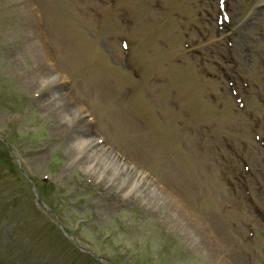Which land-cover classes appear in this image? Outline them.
<instances>
[{"label":"rangeland","instance_id":"rangeland-1","mask_svg":"<svg viewBox=\"0 0 264 264\" xmlns=\"http://www.w3.org/2000/svg\"><path fill=\"white\" fill-rule=\"evenodd\" d=\"M33 1L36 16L32 0H0V134L16 150L4 146L12 159L0 152V262L97 264L71 253L51 217L37 230L34 194L46 191L60 221L115 264H264V0H231L224 30L217 0ZM67 81L73 86L59 95L71 104L55 119L47 108ZM70 108L96 127L70 130ZM80 126L90 130V148L108 139L126 158L124 184L75 158ZM17 156L34 181L49 176L53 190L24 184ZM141 185L163 204L151 205ZM13 194L19 203L6 207Z\"/></svg>","mask_w":264,"mask_h":264},{"label":"bare ground","instance_id":"bare-ground-1","mask_svg":"<svg viewBox=\"0 0 264 264\" xmlns=\"http://www.w3.org/2000/svg\"><path fill=\"white\" fill-rule=\"evenodd\" d=\"M45 69L46 68H36V70H38L40 75H43V74L45 75L46 74V70ZM72 86H73V83H72V85L70 87H72ZM61 88L62 87L56 88V90L54 92L55 93L58 92V94H57V96H55V95L53 96L54 99H53V101L50 103V105L47 108L49 113L53 114L55 119L57 118L56 116H58V113L60 112L59 111L60 108L62 109V112H63L64 110H66V108L69 106V104H71L70 101H69V104H68V102H64V101L60 100L61 96L59 95V93H60ZM43 99H44V97H43ZM55 101L57 102L56 107L54 105ZM111 101H114V99L112 98ZM136 103L138 104V102H136ZM112 108L117 109L114 104H113ZM72 109H74V108L68 109L67 110L68 112L66 111L67 113L65 112V123L64 124H66V121H68L69 119H71L74 122V124H82V122L81 123L79 122L80 118L77 117L76 111L72 110ZM73 122L71 124H73ZM65 126H68V125H65ZM88 130H89L88 128H85V129H80L79 127L77 128V131L75 132L76 136L74 138H75V141L77 142L76 145L77 146L80 145V146L75 148V149L71 148L70 151L75 153V158L76 159H78L79 161H84L85 164H86V167L88 169L90 167L95 168V169L97 168L98 169V172H97L98 176H100V177H108L109 181L112 180L117 185L124 184L125 180H126V178H125L126 171L124 170L125 166L121 165L122 166L121 167L120 165H118L116 163V164H114L113 169L108 171L107 170L108 169L107 165H108V161L112 162V158H113L112 152L111 151L105 152L104 151V147H102V146H101L102 150H98L99 146H96L95 144L93 145L92 148H90L91 145L89 144L88 138H87V136L89 135ZM141 132H143L142 128H141ZM177 133H178V129H174L172 131L168 130V134L172 135L174 138L176 137ZM163 134L167 135L164 132H163ZM71 135H72L71 133H70V136L68 135V137L66 139V142H68V140L71 137ZM144 135L146 136V134H144ZM147 138H148V134H147V136L145 138L146 142H147ZM146 142H144V143H146ZM112 148H114V146H112ZM92 164H94V166H92ZM104 172H106L107 175H103ZM130 178H132V177L130 176ZM130 183H136V182L130 180L129 184ZM129 184L126 186V191L129 190ZM136 184L138 185V183H136ZM148 187L145 188V185H141V189H144L142 191L143 197L147 198V200L150 201V204L153 205L154 207L162 205L164 201H162L163 199L161 198V195L159 193H157V192L153 193V191H150V190L147 191L146 189ZM141 189H139L138 192H140ZM135 191H137V190H135ZM123 202H124V200L121 199L120 203H123ZM196 243H197V245H201L202 247L205 246L204 242L201 240L200 236H197Z\"/></svg>","mask_w":264,"mask_h":264}]
</instances>
